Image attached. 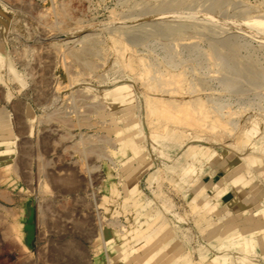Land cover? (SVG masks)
Wrapping results in <instances>:
<instances>
[{"label": "rangeland", "instance_id": "374dc122", "mask_svg": "<svg viewBox=\"0 0 264 264\" xmlns=\"http://www.w3.org/2000/svg\"><path fill=\"white\" fill-rule=\"evenodd\" d=\"M176 1L188 3L189 12L188 9L173 13L159 11L160 6ZM216 4L220 5V10L209 9ZM51 7L60 11L59 17L53 16ZM153 8L159 13H153ZM174 13L207 16L211 22L198 20L199 23L193 18L177 20L186 24L181 38H157L154 34L145 35L147 39L142 36L132 41L125 39V43H113L110 33L117 31L111 29L119 26L118 21L124 22L123 17H130L131 27L141 24L155 31L159 21L151 19L154 15ZM40 16L52 28L50 31L48 28L47 34L41 32V20H37ZM259 18L264 20V0H0V49L6 65L11 66L18 79L25 81V85H19L1 71L0 264H82L85 260L83 264H127L128 259L129 264H142L137 255L146 248L137 252L133 246L131 255L120 257L113 255L112 249L128 246L147 228L149 233L144 232L143 236L151 234L155 239L158 236L160 246L177 244L171 253L184 256L183 263L179 264H264V151L260 149L264 139L255 135L264 131V33L228 30L217 22L241 27L251 19L245 26L257 21L264 25ZM84 34L97 36L100 52L92 59L99 65L95 74L83 75L79 73L81 69L75 67L74 73L68 76L45 66L50 42L68 41L67 47H79L71 39ZM230 41L233 43L230 46L222 44ZM13 45L19 52L23 45L29 47L31 54L14 60L9 55L12 47L15 48ZM210 45L223 47L228 62L226 69L216 66L214 51L209 52ZM22 64L29 67V73ZM231 68L235 72H231ZM96 74L114 75L132 88V105L124 106L128 120L119 116L120 107L105 95L112 84H100ZM42 76L48 77L49 88L36 83ZM149 85L153 87L152 93L163 92L154 113H150L143 101ZM54 86L60 89L56 91ZM76 92L85 96L86 104L102 100L110 108L107 113L100 107L95 109V114L90 115L93 127L80 131L70 127L71 138L63 140L64 129L60 126L39 123L41 106L46 105L45 101H54L53 96L61 102L60 98L67 99ZM38 94L42 95L39 101L46 98L44 105L36 99ZM197 99L201 100L198 107ZM16 100L23 102L32 114L24 116V121L16 120L11 107ZM173 104L180 107L175 109ZM201 113L206 114L205 119ZM2 124H7L12 133L2 128ZM168 126L181 139L175 142L159 137L164 136ZM248 130L255 132L249 134ZM79 133L107 137L113 145L105 143L104 151L115 164L88 155L79 157L72 149ZM25 144L30 147L31 159L27 169L16 174L18 150ZM39 158L47 164L43 173L38 172ZM78 161H83V166ZM121 164L125 167L121 168ZM50 173L82 178L76 193H54L48 184ZM132 176L136 178L132 191H125L126 181ZM4 195L10 200L4 201ZM134 201L144 206L146 216H136L132 209ZM46 203L49 205L47 222L41 224L38 223V205ZM77 220L84 222L80 232L72 229ZM115 220L130 233L126 239L115 240L114 229L107 225ZM141 222L144 223L142 231L136 228ZM7 224L14 225L15 230L6 238L3 228ZM69 241L81 249L84 259L77 262L52 258V250ZM150 261L154 260L147 257V262Z\"/></svg>", "mask_w": 264, "mask_h": 264}, {"label": "bare ground", "instance_id": "6f19581e", "mask_svg": "<svg viewBox=\"0 0 264 264\" xmlns=\"http://www.w3.org/2000/svg\"><path fill=\"white\" fill-rule=\"evenodd\" d=\"M161 1V0H160ZM165 1V0H164ZM144 2V1H142ZM208 2V1H207ZM138 3V2H136ZM135 3V4H136ZM140 3V2H139ZM197 4V3H195ZM139 5V4H138ZM143 5V4H142ZM151 5V4H150ZM222 5V4H221ZM146 6V5H145ZM191 6V5H190ZM137 7V5H136ZM193 7V6H192ZM198 7V6H197ZM200 7V6H199ZM220 7V5H215L214 7H211L210 6V10H220L218 9ZM130 8V7H129ZM146 8V7H145ZM149 8H151L149 6ZM160 10L159 11H162V12H167V11H170V12H175V11H186L188 9V12H189V4L184 1H176V2H170L168 4H164L162 6H160ZM60 9V8H59ZM154 9V8H153ZM156 9V8H155ZM154 9V10H155ZM53 16H58L59 17V13L60 11L55 8V7H51L50 8ZM144 10V9H143ZM149 10V9H148ZM152 10V9H151ZM158 10H155V11H152L153 13L154 12H157ZM158 11V13H159ZM252 11V10H251ZM136 12V11H135ZM145 12H146V9H145ZM200 12V11H199ZM249 12V11H248ZM150 13V12H149ZM146 14V13H145ZM143 14V15H145ZM148 14V13H147ZM152 13H150L151 15ZM247 14V13H246ZM255 14V13H254ZM149 15V14H148ZM129 16V15H128ZM52 17V16H51ZM121 17V16H120ZM151 17V16H150ZM155 18H151V19H154V20H157L159 21L158 23V29L156 28L155 31H151V30H147V28L143 27V25L139 24L138 26H132L133 25L131 23L130 25V21H129V18L126 16V17H121L124 22H117L119 24V26H114L113 29L111 30H116L117 32H112L110 34L113 35V43H118V42H123L125 39H130L131 41L134 39H141L142 36L144 38H146L145 35H147V37H150V35H157V38L158 37H174V38H178L180 37L183 32L185 31L186 29V24L184 23H178L177 20H186V19H189V18H193V19H197L196 21H201V23H205V22H211L210 21V18L207 17V16H196L194 15L193 13V16H191V14L189 15H186V14H180V13H174L172 15H169V16H156L154 15ZM120 18V19H121ZM128 18V21L126 20ZM246 18V17H245ZM250 18V17H249ZM258 18V17H255V19ZM37 19V18H36ZM214 19V18H213ZM37 20H41V22H39V25L41 26L40 29H41V32L42 33H46L47 34V31H48V28L49 31L52 29L50 26H48V22L45 21L44 19H42V16H40ZM47 20V19H46ZM118 20V19H117ZM248 20H251V19H248ZM247 20V21H248ZM258 20V19H256ZM259 20H263V19H260ZM188 21V20H187ZM191 21V20H190ZM195 21V20H194ZM198 21V22H199ZM214 21V20H213ZM247 21L241 25V27L239 26H234V24H226L224 22H219V25L220 26H223L224 27H228L230 29H237V30H245L246 33L247 32H251V34H255V33H264V25L261 24L262 22H260L261 25H259V23H255V20L253 19V22L255 24H250L249 26H245L246 24H249L247 23ZM264 21V20H263ZM16 22V21H15ZM133 22V21H132ZM151 22V21H149ZM216 22V23H217ZM252 23V21H250ZM134 23V22H133ZM196 23V22H195ZM200 23V22H199ZM217 23V24H218ZM136 24V23H135ZM192 24H194V22L192 21ZM197 24V23H196ZM216 24V25H217ZM50 25V24H49ZM188 25V24H187ZM207 26H209V24L206 23ZM211 26L213 24H210ZM236 25V24H235ZM237 25H240L237 24ZM147 27V25H144ZM192 26V25H191ZM210 26V27H211ZM214 26V25H213ZM209 27V28H210ZM218 27V26H217ZM239 27V28H238ZM221 28V27H220ZM212 29V27H211ZM216 29V28H215ZM14 30V29H13ZM12 30V31H13ZM189 30V29H188ZM204 30V29H203ZM220 30V29H219ZM60 31V30H59ZM200 31V30H199ZM227 31V30H225ZM224 31V32H225ZM212 32V31H211ZM229 32V31H228ZM227 32V33H228ZM244 32V31H242ZM57 34V33H56ZM61 34V33H59ZM64 34V33H62ZM67 34V33H65ZM194 34V33H193ZM58 35V34H57ZM191 35V34H190ZM56 36V35H55ZM109 36V35H108ZM248 36V35H247ZM263 36V35H262ZM260 36V37H262ZM57 37V36H56ZM190 37V36H189ZM233 36H231L230 39H232L233 41ZM256 37V35H255ZM264 37V36H263ZM143 38V39H144ZM181 38V37H180ZM259 38V36H258ZM99 39V38H98ZM111 39V37H110ZM138 39V40H139ZM147 39V38H146ZM97 40V36L96 34H84V35H79L78 38H74V39H71V41H74L75 43H78L79 44V47L77 46H73V47H67V43L68 41H63L64 43H61V42H50L47 46V53L45 55H47V58L48 59V62L45 63V66L49 65L50 67L53 68L54 72L57 73V72H65L67 75L68 74H72L74 73V68L75 67H78L81 69V74L83 75H88L89 73H94L96 72V69L99 65H97V63L94 61L93 62V58L95 56H97L98 52L99 51V46H98V43L96 42ZM179 40V39H178ZM183 40V39H182ZM262 40V39H261ZM180 41V40H179ZM260 41V40H259ZM136 42V41H134ZM125 43V41H124ZM148 43V42H147ZM262 43V42H261ZM77 44V45H78ZM102 44V43H101ZM123 44V43H121ZM130 44V42H129ZM223 45L225 44H230L232 45L233 43L230 41V42H223L222 43ZM221 44V45H222ZM264 44V40H263V43L262 45ZM25 45V44H24ZM23 45V50L19 52V48L18 47H15L14 45V49L12 47V49L10 50V53L9 55L12 57V59L16 60L20 57H22L23 55L25 56H29V54H31V50L29 47H26ZM221 45H210L211 47V50L209 49V52L214 51V55L212 54L213 56V59L216 63V66H218L220 68V70H223V69H226L228 66V62H227V59H226V56H225V50H223V47H220ZM12 46V45H11ZM22 46L19 44V47ZM46 46V45H45ZM126 46V45H125ZM138 46V45H137ZM101 47V46H100ZM238 47V46H237ZM21 48V47H20ZM221 48L222 51L219 49ZM235 48V47H234ZM123 49V48H122ZM227 49V48H226ZM189 50V49H188ZM230 50V49H229ZM149 51V50H148ZM235 51V50H234ZM233 51V52H234ZM227 52V51H226ZM230 52V51H229ZM232 52V51H231ZM235 54V53H234ZM8 55V56H9ZM99 55V54H98ZM9 56V57H10ZM260 56V55H259ZM18 57V58H17ZM40 57V56H39ZM100 57V56H99ZM98 57V58H99ZM167 57V56H166ZM231 58L233 56H230ZM37 58V57H36ZM165 58V57H164ZM141 59V58H140ZM234 58H232L233 60ZM21 60V59H20ZM38 60V59H37ZM130 60V59H129ZM23 61V60H22ZM41 61V60H40ZM234 61V60H233ZM240 61V59L238 60ZM9 62V61H8ZM231 62V61H230ZM15 63V61H14ZM203 63V62H202ZM239 63V62H238ZM26 64V62H25ZM25 64H22L24 67H25V71L28 70V66L25 65ZM39 64V63H38ZM181 64V63H180ZM241 64V63H240ZM18 65V64H17ZM20 66V65H19ZM161 66V65H160ZM23 67V68H24ZM49 67V69H50ZM101 67V66H100ZM149 67V66H148ZM51 68V70H52ZM150 68V67H149ZM233 68H236L233 67ZM43 69V68H42ZM48 69V68H47ZM219 70V69H218ZM232 70V68H231ZM238 70V69H236ZM1 71L2 73H7L8 75V78L10 80H15L17 81V83L19 85H25V81L24 79H18V75L15 74V72L12 70L11 66L10 65H6L5 63V59H4V55L2 53V50L0 49V82L2 81L1 79ZM234 70H232L231 72H233ZM28 72V71H27ZM46 72V71H45ZM222 72V71H221ZM235 72V71H234ZM29 73V72H28ZM41 73V72H40ZM141 73V72H140ZM193 73V72H192ZM224 72H222L223 74ZM250 73V72H248ZM247 73V74H248ZM58 74V73H57ZM56 74V75H57ZM217 74V73H216ZM220 74V73H219ZM237 74V73H236ZM240 74V73H239ZM255 74V73H254ZM252 74V75H254ZM5 75V74H4ZM29 75V74H28ZM43 75V74H42ZM225 75V74H224ZM231 75V74H230ZM251 75V76H252ZM20 76V75H19ZM32 76V75H31ZM58 76V75H57ZM69 76V75H68ZM143 76V75H142ZM245 76V75H244ZM248 76V75H247ZM250 76V77H251ZM255 76V75H254ZM259 76V75H258ZM256 79L257 76H255ZM48 78V77H47ZM47 78L45 77H40L39 80L36 82L40 85L43 86V88L45 89V87H48L47 85ZM95 78L96 80H98V82L101 84V83H104L106 82L107 84H112V86H110V88H108V90L105 91V95L109 98H112V100L114 101V103L120 107L119 109V116H122L123 118H125L126 120L129 119V116H128V113H126V108L124 106H131L132 104V99H133V93H132V88H130L129 85H126V84H122V82H119L118 78H116L114 75H111V74H103V75H95ZM234 78V76H233ZM242 78V77H241ZM240 78V79H241ZM244 78V77H243ZM252 78V77H251ZM237 79V78H236ZM242 80V79H241ZM239 80V81H241ZM255 80V79H254ZM209 82V81H208ZM28 83V82H27ZM147 83V82H146ZM207 83V82H206ZM33 84V83H32ZM234 84V82H233ZM255 83H253V86H254ZM258 84V82H257ZM256 84V85H257ZM47 85V86H46ZM153 85V84H152ZM34 86V85H33ZM230 86V85H229ZM38 87H41V86H38ZM56 88V91L57 89H60V86H54ZM68 87V86H67ZM147 87V90L144 91L145 94L143 96V101L146 105L147 108H149L150 110V113H154L157 109H158V103L157 101H160V98L163 96V92L160 93V94H154L152 93L153 91L151 90L153 87H150L149 86H146ZM228 87V85H227ZM234 87V86H233ZM34 88V87H33ZM42 88V89H43ZM49 88V87H48ZM52 88V87H51ZM53 89V88H52ZM51 89V90H52ZM81 89V88H80ZM145 89V88H143ZM264 89V88H263ZM41 90V89H39ZM37 90V91H39ZM84 90V89H83ZM150 90V91H148ZM7 91V90H6ZM50 91V90H48ZM59 91V90H58ZM76 91V90H75ZM34 92V91H33ZM40 92V91H39ZM44 92V90H43ZM71 92V91H70ZM78 92V91H77ZM76 92V93H77ZM156 92H157V89H156ZM42 93V92H41ZM51 93V92H50ZM49 93V94H50ZM158 93V92H157ZM166 93V92H164ZM37 94V93H36ZM49 94L48 96L46 97H49ZM52 94L55 95L53 93V90H52ZM51 94V96H53ZM71 94V93H70ZM137 94V93H136ZM143 94V93H142ZM230 94V93H229ZM2 96V95H1ZM41 94H38L36 99H38L39 101V98H41ZM50 96V98H51ZM69 97L67 99L63 98L60 100H62L61 102H57L59 98H55L54 97V101H45L43 102L46 98L43 97V101H39V104H41L42 102L46 105H43L44 106H41L42 107V112H40L41 116L38 118L40 121L39 123H42V124H52V123H55L57 124L58 126H60V128L64 129V132L62 131V139L65 140V139H68L70 137V133L68 130H70L69 128L70 127H74V128H77L78 131H80V129L82 128H91L93 127L92 123L90 122V115H92L94 113V110L97 109L100 107L101 110H103L104 112L103 113H107L106 110H108L110 108V106L105 102V101H98L96 104H91L89 105L88 103L86 104L85 102V96L83 95H80V94H71V95H68ZM92 96V95H90ZM52 97V98H53ZM61 97V96H60ZM89 97V96H88ZM238 97V96H237ZM3 98V97H2ZM51 98V99H52ZM173 98V97H171ZM178 99V96L176 97ZM88 99V98H86ZM163 99V98H162ZM238 99V98H237ZM1 100V99H0ZM56 100V101H55ZM97 100V99H95ZM166 100V99H165ZM175 100V99H174ZM164 101V99H163ZM196 101V102H195ZM193 102L197 103V107L201 105V100H195ZM6 102V101H5ZM47 102V103H46ZM57 102V103H56ZM166 102V101H165ZM171 102L173 103L172 99H171ZM170 102V103H171ZM192 102V103H193ZM2 103V102H1ZM4 103V102H3ZM12 103V102H11ZM38 103V102H37ZM130 103V104H129ZM177 103V102H175ZM242 103V102H241ZM41 104V105H42ZM162 104H164V102H162ZM168 104V103H167ZM48 105V106H47ZM191 105V104H190ZM40 106V105H39ZM175 109H178L180 106L178 105H172ZM194 106V104H193ZM11 107L14 109V114H15V117H16V120L17 121H24L23 118L25 116V118L29 115L31 116L32 114L30 112L27 111V108L26 106L24 105L23 102L21 101H17L16 102H13ZM10 107V108H11ZM124 107V108H123ZM132 108V107H131ZM202 107H200L201 109ZM202 112L204 111V109L202 108L201 109ZM128 111V110H127ZM29 113V114H28ZM103 113L101 115H103ZM95 114V113H94ZM203 115L202 119H205L206 118V114L204 115V113H201ZM105 115V114H104ZM103 115V116H104ZM123 118H121L122 120H124ZM93 119V118H92ZM254 122V121H253ZM260 123V121L258 122ZM99 126L101 127H104L106 128L108 125L106 123H98ZM97 124V125H98ZM3 127L2 128H5L7 130L8 133H12V131L10 130V128L7 126V124H2ZM20 125V124H19ZM44 125V126H46ZM96 125V124H95ZM96 125V126H97ZM26 127V126H25ZM109 127V126H108ZM56 128V127H55ZM169 128V126L167 127ZM254 128V127H253ZM26 129V128H25ZM73 129V128H72ZM164 129H165V126H164ZM16 130V129H15ZM175 130V129H174ZM173 130V131H174ZM178 131V130H177ZM245 131V130H244ZM260 131V130H259ZM175 132V131H174ZM174 132L172 133V131L169 129H166L165 130V133H164V136L162 135H158L159 137H162V138H168V140H173V141H177L179 139H181V137H177L176 135H174ZM179 132V131H178ZM255 132V130H251L249 131L248 130V133L251 134ZM163 133V131H162ZM186 133V132H185ZM161 134V133H160ZM245 134V133H243ZM242 134V135H243ZM59 135V134H58ZM188 135V134H187ZM256 136H259L260 138L264 139V131L262 132H256L255 134ZM254 135V136H255ZM244 136V135H243ZM253 136V134H252ZM7 137V136H6ZM71 138V137H70ZM155 138V137H153ZM182 138H184L182 136ZM157 139V138H156ZM240 139V138H239ZM254 139V138H253ZM47 140V139H46ZM76 140V139H75ZM72 143V149L73 151L79 156H91L92 158L94 157L95 159H105L107 160L111 165H114L115 162L112 161V159L110 157H108V155L106 154V152L104 151V145L105 143H107V145L111 144L109 143V139L105 136H103L102 134L101 135H96V134H82V133H79L78 137H77V140ZM112 140V139H111ZM154 140V139H153ZM158 140V139H157ZM184 140V139H183ZM238 140V139H237ZM243 140V139H242ZM201 141V140H200ZM27 142V141H26ZM164 142V141H163ZM182 142V141H180ZM239 142V140H238ZM165 143V142H164ZM174 143V142H173ZM184 143V142H183ZM169 144V143H168ZM179 144V143H177ZM237 144V143H236ZM248 144V143H247ZM29 145V143H28ZM113 145V144H111ZM238 145V144H237ZM14 146V145H13ZM25 146V147H24ZM24 146H20V149L18 150V152L20 153L18 157V159H16V166L14 167L15 168V171L14 173H18L19 171L21 172L22 170L24 169H27V166L29 165V160L31 159L30 156H31V152H30V147H27V144H25ZM257 145H255L256 147ZM156 147V146H155ZM189 147V146H187ZM262 147V148H261ZM160 148V147H159ZM165 148V147H163ZM167 148V146H166ZM175 148V147H174ZM190 148V147H189ZM239 148V147H237ZM236 148V149H237ZM180 149V148H179ZM187 149V148H185ZM235 149V147H234ZM260 149L261 151H264V144L262 143V146H260ZM11 150V149H10ZM15 150V149H14ZM135 150V149H134ZM161 151V149H159ZM164 149H162L163 151ZM167 150H169L167 148ZM238 151V150H237ZM240 151V150H239ZM244 151V150H242ZM250 151V150H249ZM258 151V150H257ZM256 151V152H257ZM166 153V151H164ZM176 152V151H175ZM255 152V151H254ZM255 152V153H256ZM156 153V152H155ZM242 153V152H241ZM245 153V152H244ZM262 153V152H261ZM4 154V153H3ZM6 154V153H5ZM17 154V153H16ZM177 154V152H176ZM179 154V153H178ZM10 155V154H9ZM12 155V154H11ZM36 155V154H35ZM164 155V154H163ZM169 155V154H168ZM239 155V154H238ZM264 155V154H262ZM6 156V155H5ZM3 156V157H5ZM38 156V155H36ZM189 156V155H187ZM87 158V157H85ZM164 158V157H162ZM174 158V157H173ZM167 159V158H166ZM13 160V159H11ZM164 160V159H163ZM170 160V159H169ZM168 160V161H169ZM165 161V160H164ZM82 162L83 161H78V163H81L80 165H82ZM166 163V161H165ZM168 163V162H167ZM14 164V163H13ZM12 165V164H11ZM165 165V164H164ZM242 165V164H241ZM45 166H47L45 160H42L39 158L38 160V163H37V168H38V172L39 173H43L45 172ZM83 166V165H82ZM87 166V165H86ZM89 167V166H88ZM121 168H124L125 167V164H121L120 165ZM254 167V166H253ZM90 168V167H89ZM94 168V167H93ZM92 168V169H93ZM236 168V167H235ZM13 169V168H12ZM95 169L97 170L98 168L95 167ZM238 169V168H237ZM242 169V168H241ZM14 170V169H13ZM18 170V171H17ZM89 170V169H88ZM236 170V169H235ZM83 171V169H82ZM91 171V170H90ZM51 172V171H50ZM13 173V174H14ZM48 173V172H47ZM45 173V174H47ZM44 174V175H45ZM87 174V173H86ZM85 175V174H83ZM47 176V175H46ZM87 177V176H86ZM89 178V177H88ZM87 178V179H88ZM48 184L51 185L52 187V190L54 191V193H58V194H70V193H74L75 191H77V189L79 188L80 184H79V180L82 179L79 177V179H77V177L73 176V175H60V174H57V173H50L48 174ZM46 179V180H47ZM135 177L132 176L130 177L126 182L127 184H125V191H129L131 192L132 191V184L133 182L135 181ZM85 180V179H84ZM1 183V182H0ZM89 184V183H88ZM194 184V183H193ZM82 188V187H80ZM76 193V192H75ZM37 195V194H36ZM80 195V194H79ZM6 195L2 196V198L5 200H10V199H6L5 197ZM158 197H161V196H158ZM8 198V197H7ZM165 198V197H164ZM161 199V198H160ZM43 200V199H42ZM45 200V199H44ZM48 201V200H47ZM128 201V198H126V200H124V202L126 203ZM38 202V201H37ZM194 202V201H193ZM39 203V202H38ZM49 203V202H48ZM165 203V201H164ZM47 204V203H46ZM46 204H40L38 205L39 207V214H38V223H45L47 222V217H46V214H47V210H48V207L49 205L47 206ZM141 203L138 204L137 201H134L133 203V206H132V209L134 210V213H136V216L137 217H142V216H146L143 209H144V206L143 205H140ZM170 204V203H169ZM172 208V207H171ZM38 209V208H37ZM173 209V208H172ZM14 212V211H13ZM6 213V211H5ZM8 213V212H7ZM6 213V214H7ZM12 212H10L9 214H11ZM206 215V214H205ZM264 216V215H263ZM9 217V216H8ZM11 217V216H10ZM9 217V218H10ZM2 224V222H0ZM109 224H107L108 226L112 227V229H114V237H115V240H124L127 238V236L130 234L129 232H126L124 230V226L123 224H121L118 220H115V221H110L108 222ZM143 222H141L139 224V226H137L136 228H138L139 230L142 229L143 227ZM146 224V223H145ZM8 225V224H7ZM5 225L3 228L4 230V236H9L10 234L13 233V230L14 229V225L10 226V224L7 226ZM72 225V224H71ZM98 225V224H97ZM44 226V225H43ZM73 230L77 231V232H80L81 229L84 228V222H81L79 220L73 222ZM225 227V226H224ZM213 228V227H212ZM71 229V230H72ZM137 229V230H138ZM223 229V228H222ZM72 230V231H73ZM102 230V229H101ZM142 231V230H141ZM82 232V231H81ZM144 232H147L149 233V229L147 228L146 231H143L141 234H138L136 235L132 242L128 245V246H125V247H122V248H118L116 247L115 249H112L113 250V255H115L116 257H120V255H124V254H127V255H131V247H135L137 252H139L141 249L143 248H146V251L145 252H142L141 254L137 255L138 258L142 261V264H167L169 263L171 260H173L174 264H179V263H183V258L184 256L179 253H174L175 256L171 253V250H173V248L176 247V243L174 242H171L170 245L168 247H162L159 245L160 243V240H159V237H157V239H155V236L154 235H151V234H148V235H145L143 236V234H145ZM169 232V231H168ZM220 232V231H219ZM64 233V232H63ZM101 233V232H100ZM104 233V232H103ZM82 234V233H81ZM80 235V234H79ZM164 236V235H163ZM108 237V236H107ZM167 238V237H166ZM39 239V238H38ZM168 241V240H167ZM173 241V240H171ZM63 242V241H62ZM65 242V241H64ZM247 242V241H246ZM79 244V243H78ZM103 244V243H101ZM118 246V245H117ZM52 247V246H51ZM204 248V247H203ZM165 249V250H164ZM245 251V250H244ZM171 254H170V253ZM173 255V256H172ZM52 258H65L66 260L68 261H82L84 259L85 256H83V253L81 251V249H79L76 244L74 242H67L66 244H62L60 245L59 247H55L53 250H52V254H51ZM19 257V256H18ZM115 257V258H116ZM147 257H150L151 259H153L154 261H151L150 262H147ZM173 257V258H172ZM175 257V258H174ZM210 257V256H209ZM135 258V257H134ZM172 258V259H171ZM86 259V258H85ZM46 260V259H45ZM90 260V259H89ZM129 262H130V259H128ZM137 260V259H136ZM67 261V262H68ZM77 261V262H78ZM214 261V260H213ZM216 261V259H215ZM83 262H86L85 261H82V264ZM129 262H127V264H129ZM137 262V261H136ZM207 262V261H206ZM26 263V262H25ZM35 263V262H34ZM43 263V262H42ZM135 263V262H134ZM138 263V262H137ZM140 263V262H139ZM20 264V263H19ZM29 264V263H28ZM76 264V263H75ZM80 264V263H79ZM88 264V263H87ZM107 264H111V262H107ZM126 264V262H125ZM189 264V263H188Z\"/></svg>", "mask_w": 264, "mask_h": 264}]
</instances>
